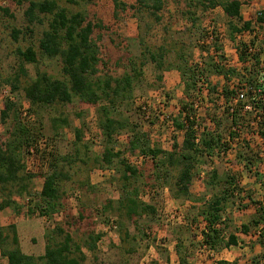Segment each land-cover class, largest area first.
Segmentation results:
<instances>
[{
	"label": "trees",
	"instance_id": "obj_1",
	"mask_svg": "<svg viewBox=\"0 0 264 264\" xmlns=\"http://www.w3.org/2000/svg\"><path fill=\"white\" fill-rule=\"evenodd\" d=\"M17 5H26L23 15L27 24L26 35H33L32 26L46 28L37 39L38 52L32 46L24 50L17 49L16 55L19 60L18 72L10 81L11 90L16 92L20 89V76H28L24 64H37L38 57L45 59H60L63 79H55L47 73L38 72L35 78L31 79L22 88L25 98L31 106L51 107L55 105L68 107L74 103H80L86 107H94L98 117V127L102 137V153L92 157V168L102 171H114L118 177L120 196L115 201H107L103 205V211H117L120 221L116 223L121 245L129 240L134 241L135 235L131 234L128 226L123 222L127 221L134 226L136 232H141L138 219L154 216V206L144 202L140 196L146 190L153 191L154 184L145 183L142 186L139 180L144 175L142 168L135 166L125 158V154L150 157L152 163L153 181L164 183V187L175 189L177 198H189V188L194 177L199 176L198 168L204 162L203 158H211L215 155L226 154L234 151V161L237 164L235 172H224L223 175L217 170H212L210 178L206 182L211 192L210 197L205 199L195 198V202L202 203L199 206L198 218L203 226L201 230V245H206L211 251H219L238 244L236 234L249 237V241L256 237V243L264 248V178L255 173L256 182L263 191L260 200L250 189L241 188L240 168L252 172L257 162L253 155L249 142L242 138V134L253 133L264 140V86L260 82L261 65L259 53L248 59L247 45L240 43L238 46L239 62L243 66L237 68H226L221 60L222 49L214 44L213 54L209 50L199 47L206 56L200 63L193 64L187 59L181 50L175 51L173 61L165 65V57L170 49L163 45L156 50H151L141 39L142 51L140 55H133L127 58L123 65L126 71L121 76H112L106 72L107 64L100 58V45L94 36L96 32H110L112 26L105 24L102 19L93 21L84 11L69 13L68 9L60 5L64 2L68 5L81 6L93 5L98 0H11ZM113 3V19L117 23L119 14L125 12L126 5L119 0H111ZM140 4L151 11L152 18L156 22L162 20L161 12L165 9V0H138ZM175 3L183 4L178 8L180 19L190 22L195 27L198 18L197 10L207 12L220 8L228 20L229 38L233 42L237 35L252 32V22L246 21L241 14L242 3L239 0H174ZM132 8V6H129ZM134 9V8H133ZM122 12H121V11ZM0 12L5 16L13 18L9 8L0 7ZM120 12V13H119ZM256 22L264 23V12L258 14ZM23 34L21 30L13 28L10 32L11 39L17 41ZM98 39H102L98 35ZM32 39V38H31ZM174 49V48H173ZM39 55V56H38ZM191 57V56H190ZM249 60V61H248ZM152 63L159 71H176L180 76L183 86L185 100L181 101L177 116L171 118L172 128L183 132L181 144L174 142L170 151H164L160 147L150 145L149 134L140 132L136 125L129 124L127 118L121 116V110L129 111L134 100L135 81L141 75V68L146 63ZM102 63V70L100 64ZM252 65H249V64ZM121 66L120 60L115 62ZM128 70V71H127ZM211 76L222 77L227 85L219 88L218 84L211 83ZM235 79V80H234ZM159 82H163V75L157 76ZM201 83V84H199ZM206 89L208 94L220 92L227 106V115L230 119L228 140L224 141L222 135L211 132L209 129L202 130L198 134L197 122L195 119L194 102ZM220 89V91H219ZM219 95V96H220ZM236 101V102H235ZM20 105L15 100L8 98L3 104L0 112L1 123L11 122V129L8 131L7 140L0 144V191H8L7 196L0 201V212L15 205L12 195L22 197L24 194H31V181L35 176L27 171L23 164L24 156L30 155V151L38 153L37 143L39 138L31 133L27 122L23 121ZM248 108V109H246ZM233 111L230 112L229 110ZM256 114L252 120L250 117ZM138 114L145 119L141 107ZM81 116V114H77ZM52 129L56 132L58 128L68 127V120L63 115L51 120ZM121 132L130 135L125 150L115 149V136ZM37 135H42L38 133ZM75 144L82 141L80 129L74 130ZM236 141H238L236 143ZM236 146L233 147L232 145ZM87 150V147H85ZM26 152V153H25ZM75 157L63 156L60 161L67 165L75 163L79 159V151H75ZM84 155V154H83ZM52 157V156H51ZM56 160L48 163L47 171L41 175L43 183L40 192L37 194L38 202L35 209L40 217L51 218L63 210L64 192L60 188V182L69 180L68 174L63 172V165L55 163ZM86 163L84 160H80ZM145 164V163H144ZM232 165L234 163L232 162ZM234 171V170H233ZM169 180L166 182V180ZM165 180V182H164ZM86 179L79 184L80 188L90 187ZM93 189V186H92ZM14 190V191H13ZM243 195V196H242ZM233 199L238 200V210H246L253 207L254 216L246 224L239 228L228 230L232 222L226 213L228 205L233 204ZM235 205V203H234ZM81 213L78 221H82L85 215ZM32 214L33 210H29ZM73 225V222L71 223ZM70 225V226H72ZM261 227V228H260ZM7 230V232H5ZM257 233V235H256ZM54 234L62 239L58 242H48L41 256L24 254L18 243L15 226H9L3 230L0 228V251L6 264H83L86 260L82 247L74 243L72 236L61 227L55 229ZM11 238L12 248H6L5 244ZM100 236H88L85 247L94 253ZM179 247L176 245V253L179 254ZM133 252L126 249L125 253ZM180 256L178 264H186L185 258ZM256 258H254L255 260ZM264 252L255 264H262Z\"/></svg>",
	"mask_w": 264,
	"mask_h": 264
},
{
	"label": "rangeland",
	"instance_id": "obj_2",
	"mask_svg": "<svg viewBox=\"0 0 264 264\" xmlns=\"http://www.w3.org/2000/svg\"><path fill=\"white\" fill-rule=\"evenodd\" d=\"M119 1L127 7L125 12L120 10L122 13L119 14L120 18L117 23L113 19L111 0H98L93 5L85 6H74L60 2V5L68 9L69 13L84 11L91 20L102 19L105 24L112 26L110 32H96L94 36L100 45V58L107 64L106 72L112 76H121L126 71L123 65L127 63L130 54L135 56L141 54L143 49L141 44L138 46L141 39L151 50H156L161 45L170 49L169 54L165 57V65L168 64V61L174 60L176 50L183 51L187 59L193 64L200 63L206 55L197 46H202L209 50L210 54H213L214 44L222 49L221 54H223L224 59L221 61L226 68L240 70L243 67L239 62L237 53L240 43L247 46L257 44L260 49L258 52L259 59L260 61L264 60V23L258 24L256 22L258 14L264 12V0H239L242 3V17L244 20L252 22L253 31L237 35L233 42L229 38L228 20L220 8L207 12H201V9H198L196 11L198 21L195 27H191L189 21L179 17L178 8H182L183 4L178 5L174 0H165V9L160 13L162 16L160 22L154 21L151 11L140 4L138 0ZM0 7L9 8L13 15V18H10L0 12V112L6 99L15 100L20 105L22 120L27 122L31 133L39 138L37 143L39 152L34 153L32 150L30 155L25 152L23 162L27 171L36 176L31 181V194H24L22 197L16 194L12 195L15 205L0 212V228L5 230L9 226H15L21 251L26 255L36 257L44 253V248L48 242H58L62 239V237L54 234L55 229L61 227L72 236L74 243L82 247V252L86 256L83 264H178L180 261L179 254L185 260L188 259L186 264H197V261H200V264H214L213 256L205 253L201 245L203 226L197 216L198 208L202 203H197L194 199L202 198V196L205 199L210 197L211 192L205 184L209 180L212 170H217L222 175L228 171L235 172L237 165H232L231 162L234 159V153H221L211 158L201 159L204 164L198 168L199 176L194 177L191 183L189 198H177L174 188L169 189L164 187V183L153 181V166L150 157L144 159L141 156L126 153L125 158L144 171L143 177L139 180L140 185L154 184L153 191H144L140 198L154 206L156 214L138 219L141 232H136L134 226L124 220L123 222L128 226L131 234L136 237L134 241L129 240L121 245L117 229L115 231H101L102 226L109 227L111 223L116 225L120 221L115 209L113 212L102 209L107 201H114L113 206L116 208L115 201L120 196V185L117 181L118 175L114 171H102L96 167L90 169L92 157L102 153V137L95 108L86 107L77 102L68 107L30 105L22 88L35 78L38 72L47 73L55 79H63L62 65L58 58L50 60L38 57L37 64H24L28 76H20V89L18 91L13 92L11 90L10 81L16 76L19 65L16 50H24L26 47L32 46L38 52L37 39L46 28V23L42 26H32L33 35L31 39V35L24 34L27 27L23 15L26 5L19 6L11 0H0ZM13 28L23 32L17 41H13L10 36ZM98 35L102 39H98ZM117 60L121 62L119 67L115 65ZM99 67L102 70V63ZM263 67L264 64L261 65V68ZM160 74L163 75L162 83L157 80V76ZM210 79L211 83L218 84L219 88L233 84V81L228 84L222 77L211 76ZM134 84L135 92L131 108L129 111L120 109L121 116L127 118L129 124L136 125L140 132H147L150 145L160 147L164 151H170L174 142L181 144L184 137L183 132L173 129L171 124V118L177 116L180 102L185 100L178 72L159 71L154 64L148 62L141 68V75ZM219 95L220 92L218 95L215 93L208 94L204 89L194 102L195 119L198 134L202 130L209 129L211 132H219L224 141H227L230 130V119L227 115L228 105ZM145 102H148V117L142 119L138 114V108L144 106ZM79 113L81 116L77 115ZM61 115L67 118L69 126L62 129L58 128L55 132L52 129L51 120ZM256 116L258 115L253 113L250 118L254 120ZM10 129V121L1 123L0 120V144L7 140ZM76 129L81 130L82 141L75 144L74 130ZM38 133L42 135H37ZM241 136L245 138V134ZM114 138L115 149L125 150L130 135L121 132ZM253 140L254 143L251 142L253 143V155L256 156L257 162L254 164L252 172L248 173L247 170L240 168L239 186L245 189L252 186L254 192L258 193L256 195L258 198L253 196L254 199L260 200L263 191L259 184L253 183V176L258 173L264 178V143L261 139ZM232 146L235 147L236 145L233 144ZM76 150L79 151V159H76L75 163L67 165L60 161V158L66 155L75 157ZM81 159L86 163H82ZM54 160L59 163L60 167L63 165V172L68 174L69 180L60 182V188L65 194L63 210L51 218H45L38 215L35 206L38 202L37 194L40 192L43 183L41 175L47 171L48 163ZM86 179L89 180L90 187L80 188L79 184ZM167 181L169 180L167 179ZM7 192L0 191V201L7 196ZM232 201L233 204L232 206L228 205L226 213L232 222L228 230L233 231L240 224L248 223L251 220L254 216V209L250 207L249 211L238 210V200L233 199ZM29 210H33V213L30 214ZM81 211H83L85 218L78 221ZM89 235L92 237L100 236L94 253L88 251L84 246ZM239 239L240 248H245V250L241 251L235 248L237 251H234L233 249V258L235 254H239L240 258H255L264 252V249L257 245L256 237L251 243H248V239L243 235H239ZM176 245L180 246L179 254L176 253ZM5 247H13L11 238ZM128 248L132 249L133 252L125 253ZM228 254H226L227 257ZM260 262L264 264V260L261 259Z\"/></svg>",
	"mask_w": 264,
	"mask_h": 264
},
{
	"label": "crops",
	"instance_id": "obj_3",
	"mask_svg": "<svg viewBox=\"0 0 264 264\" xmlns=\"http://www.w3.org/2000/svg\"><path fill=\"white\" fill-rule=\"evenodd\" d=\"M241 8H242V5H241ZM253 139H261V138L259 136H257V135H253V133H247V134H245V140L249 142V145H250V147H251L252 150H253V145L252 144L254 143V140ZM261 141L264 143V140L261 139ZM251 142H253V143H251ZM232 152L234 153V151H232ZM253 152H254V150H253ZM231 162H233L235 165H237L236 162L234 161V159L231 160ZM253 181H254L253 182L254 184L257 183L256 182V179H255V176H253ZM246 189H250L252 192H254L252 186H250V188L248 186ZM254 194L255 195H258V193L256 194L255 192H254ZM256 198H258V197L256 196ZM249 208L250 207H248L246 210L249 211ZM243 224H246V223H243ZM237 228H239V226ZM236 235L238 236V240H237L238 241V244L236 246H230L229 248H225V249H222V250H219V251H213L214 254H213V260L212 261H213L214 264H255V260L256 259L258 260L260 258V256H256L255 257L256 258L255 260H254V257H251V258L242 257V258H240L239 254H235L234 255V258H233L232 257L233 256V254H232L233 249H234V251H237L236 249H239L241 251H244L245 250V248H240V239H239V235L240 234L238 233ZM245 238L248 239V243H251L249 241V239H250L249 237H245ZM241 240H243V238H241ZM257 245L260 246L258 243H257ZM228 253H231V254H228ZM226 254H228V257L229 258L226 256ZM186 260H188V259H186ZM232 261H234V262H232ZM5 263H6V261H5ZM197 264H200V261H197Z\"/></svg>",
	"mask_w": 264,
	"mask_h": 264
},
{
	"label": "built area",
	"instance_id": "obj_4",
	"mask_svg": "<svg viewBox=\"0 0 264 264\" xmlns=\"http://www.w3.org/2000/svg\"><path fill=\"white\" fill-rule=\"evenodd\" d=\"M263 41H264V36H263ZM247 54H248V59L252 58V56L256 53H258L260 51V49L258 48L257 44L254 45H248L247 46ZM260 82L263 84L264 86V69L261 71V79ZM236 102V101H235ZM147 103V104H146ZM142 111L144 112L145 117H148V113H147V109H148V102L144 103V106L141 107ZM248 109V108H246ZM230 112H232L233 110L230 109ZM117 228V226L115 224H112L109 227H105L102 226L101 231L103 232H107V231H115ZM203 250L205 251V253H207L209 256H213V251L209 250L207 248L206 245H202ZM0 264H6L5 260L2 258L1 256V251H0Z\"/></svg>",
	"mask_w": 264,
	"mask_h": 264
}]
</instances>
